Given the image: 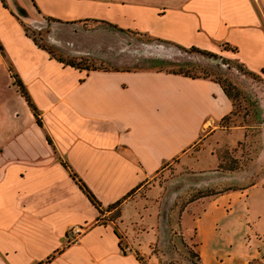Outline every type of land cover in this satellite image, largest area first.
Listing matches in <instances>:
<instances>
[{
  "label": "crops",
  "instance_id": "crops-1",
  "mask_svg": "<svg viewBox=\"0 0 264 264\" xmlns=\"http://www.w3.org/2000/svg\"><path fill=\"white\" fill-rule=\"evenodd\" d=\"M25 27L93 66L58 62ZM125 31L151 50L219 53L264 85V0H0V264H158V200L139 190L160 189L170 165L205 189L179 219L199 263L264 264V170L238 182L240 170L218 169L215 150L246 128L224 125L231 97L214 79L163 68L173 63L160 54L142 67ZM252 88L264 118V89ZM72 224L82 230L69 240Z\"/></svg>",
  "mask_w": 264,
  "mask_h": 264
},
{
  "label": "rangeland",
  "instance_id": "rangeland-1",
  "mask_svg": "<svg viewBox=\"0 0 264 264\" xmlns=\"http://www.w3.org/2000/svg\"><path fill=\"white\" fill-rule=\"evenodd\" d=\"M132 1L143 2L144 4L154 6L166 4L170 0ZM26 31L28 34L34 36L39 43H44L42 33L37 35L28 28H26ZM125 34L129 38L132 49H139L140 47L143 50L144 61L143 65H141L142 67L146 66L148 59L158 58L157 56L160 54L164 57L160 56L159 58L170 60L173 63L163 68L179 71L188 75L208 77L220 82L229 92L233 102L232 114L224 119V125L227 127L243 124L246 128L244 130V136L234 146H224L215 150L219 157L218 169L224 173L230 169L240 170V179H238V182L253 180L258 173L264 170V157H258V151L264 145V141H262L264 135V118L260 116V109L257 105L256 96L254 95L256 93L251 91L253 86H259L261 89H264L259 75L248 74L238 62L232 59H226L216 52H209L213 56L209 54L205 55L194 50L176 49L165 44L163 45L168 48L166 52L163 50L156 51L155 48L151 50L149 49L150 47L144 46L150 45L153 42L145 35L129 31H125ZM221 46L224 48V45ZM52 53L57 55L54 51ZM135 53L138 54L139 51ZM74 61L88 64L89 66H93L94 64L84 60ZM198 151L199 145L192 148L194 155ZM198 178L199 174L190 172L187 168L182 166L177 168L170 165L164 177L161 172L158 174V183L160 185L163 184L160 189L155 190L153 193L147 190L150 188L149 186L144 185L139 190L140 196L154 203L158 200V203H155L154 209L152 210L157 209L156 212L158 215V264H200L195 256V252L190 246L191 243L181 233L179 221L181 211L186 203L202 191H205L202 185L199 184ZM230 180V177L228 179L224 178L218 185L208 187L207 191L213 190L214 188H224L226 187L225 182ZM148 206L151 207L152 205ZM116 213L117 208L108 213V216L113 217Z\"/></svg>",
  "mask_w": 264,
  "mask_h": 264
},
{
  "label": "trees",
  "instance_id": "trees-1",
  "mask_svg": "<svg viewBox=\"0 0 264 264\" xmlns=\"http://www.w3.org/2000/svg\"><path fill=\"white\" fill-rule=\"evenodd\" d=\"M2 1V0H1ZM32 40L34 41V43L36 45H38L39 47L45 49L47 51V53L53 57L54 59H56L58 62H61L63 64H66V65H69V66H72V67H81V68H87V66L85 64H82V63H79V62H76L74 61L73 59H65L63 57H61L60 55H54L51 51V49L49 47H45L44 45H41L37 42V40H35L34 38H32ZM189 50H194V51H197L201 54H209V55H212V53H209V52H206L204 50H199L197 48H194V47H190ZM231 50H234L233 48H231ZM238 67V66H237ZM248 74L252 75V73L246 71ZM14 76V75H13ZM14 83L17 85L19 91L21 92V94L24 96L25 100L28 102V104L31 106V108L33 109V112L35 113L36 115V111L34 110V106L32 104V102L30 101V98L26 92V90L24 89V87L22 86L21 82L14 76ZM223 89H224V92L228 95H229V92L225 89V87L222 85ZM37 122H39L38 118H36ZM78 181V184H79V187L84 191V193L86 194V196L88 197L89 201L91 203H93L97 208H98V202L96 201V199L94 198L93 194L86 188V186L79 180L77 179ZM119 202V200H116L110 204H108L106 206V208H109V207H112V206H115L117 203ZM121 248V247H120ZM122 249V248H121ZM195 256L197 257L198 259V256L197 254L195 253Z\"/></svg>",
  "mask_w": 264,
  "mask_h": 264
},
{
  "label": "built area",
  "instance_id": "built-area-1",
  "mask_svg": "<svg viewBox=\"0 0 264 264\" xmlns=\"http://www.w3.org/2000/svg\"><path fill=\"white\" fill-rule=\"evenodd\" d=\"M82 228L78 224H72L68 227V231L70 233L69 240H73L79 232H81Z\"/></svg>",
  "mask_w": 264,
  "mask_h": 264
}]
</instances>
